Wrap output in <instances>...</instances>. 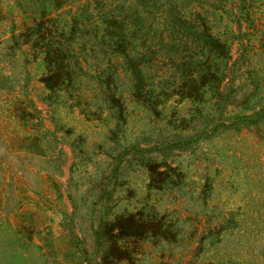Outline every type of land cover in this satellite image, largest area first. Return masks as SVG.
I'll list each match as a JSON object with an SVG mask.
<instances>
[{
	"label": "rangeland",
	"instance_id": "rangeland-1",
	"mask_svg": "<svg viewBox=\"0 0 264 264\" xmlns=\"http://www.w3.org/2000/svg\"><path fill=\"white\" fill-rule=\"evenodd\" d=\"M0 264H264V0H0Z\"/></svg>",
	"mask_w": 264,
	"mask_h": 264
}]
</instances>
